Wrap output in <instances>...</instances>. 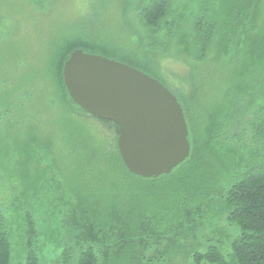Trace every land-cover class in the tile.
Returning a JSON list of instances; mask_svg holds the SVG:
<instances>
[{
	"label": "trees",
	"instance_id": "1",
	"mask_svg": "<svg viewBox=\"0 0 264 264\" xmlns=\"http://www.w3.org/2000/svg\"><path fill=\"white\" fill-rule=\"evenodd\" d=\"M26 2L39 12L53 4ZM119 2L124 26L139 32L130 45L76 25L71 36L49 43L41 76L23 72L17 79L14 67L5 68L0 58V264H47L46 252L50 264H118L124 255L140 257L137 264H169L165 260L180 255L182 241L209 224L207 217L224 220L226 228L207 237L204 251L191 247L188 264H264V0ZM171 47L201 67L211 62L226 75L231 95L212 115L226 119L220 146L239 143L241 157L224 163L193 148L170 174L142 180L124 168L114 124L97 120L114 130L113 145L107 140L88 145L56 137V121L43 119V110L58 103L86 114L71 102L62 82L63 65L73 51L115 60L152 77L155 52L166 55ZM20 78L23 84L13 83ZM201 81L197 77L198 86ZM247 110L252 111L243 116ZM239 119H252L249 129L260 160L243 154L245 131L238 132ZM105 164L121 167L143 183L136 182V195L100 213L91 206L94 194L84 175ZM155 185L167 190L155 196L157 205L140 208L138 193ZM32 188L29 199L26 193ZM116 205L126 208V214L110 213ZM144 224L148 229H141ZM153 240L166 247L158 257H146L145 247Z\"/></svg>",
	"mask_w": 264,
	"mask_h": 264
},
{
	"label": "rangeland",
	"instance_id": "2",
	"mask_svg": "<svg viewBox=\"0 0 264 264\" xmlns=\"http://www.w3.org/2000/svg\"><path fill=\"white\" fill-rule=\"evenodd\" d=\"M120 9L119 0H53L51 7H48L45 12H39L26 0H0V58L5 64L3 66L5 68L14 67L12 76L16 78L23 72L31 77L33 73L41 76L46 64V48L49 43L58 37L71 36L70 29H74L76 25H79L77 28L81 31L87 29L86 33L98 35L101 32L110 39L114 38L113 41L116 43L123 42V44L130 45L135 40V33L138 30L134 26H124ZM188 59L179 54L175 47H171L166 55L157 50L152 65L156 73L153 72L152 77L165 86L182 107L190 148L196 150L202 148L201 153L206 158H209L211 154L224 163L233 161L242 155L240 144L232 142L228 143L227 147H225L227 143L223 147L220 146L221 127L226 119H215L212 115L215 106L225 105L228 96L231 95V89L225 81L226 78L223 79L226 75L221 74L211 62L201 67V64L193 62L192 59H189V62ZM187 61L188 64L185 63ZM216 71L218 74L213 77L211 74ZM197 77L202 80L200 86L196 83ZM211 78L215 82L210 83ZM17 79L13 80V83L23 84L21 78V80ZM242 102L241 107L245 108L248 102L244 99ZM252 110H247L243 116L248 117ZM42 114L43 119L56 121L52 127L53 134L56 137H64L70 143L83 141L85 144L94 145L96 141L107 140L111 141L112 145L114 144L115 132L112 128L103 126L88 114L80 113L70 104L48 105ZM240 120L242 124H239L238 132L245 131L243 145L247 149L243 154L246 157L250 156L251 159L259 157L260 160L261 157L256 150L257 144L251 138L254 135L249 129V124L253 121L252 119ZM232 133V131L228 133L225 136L226 139H230ZM74 169L76 172L79 168ZM89 170L84 175V181L90 187L91 194H94L91 206L100 213H106L110 204L128 200L136 195V182L143 183V179L128 176L121 167H111L105 164L102 167L89 168ZM166 190L167 188L161 185H155L153 189L144 191L145 193L139 192L140 208H146L147 205L152 206L153 202L157 205L158 198L155 196ZM150 191L154 194L153 196L150 195ZM26 195L30 199L33 196V188ZM148 199H150L149 203H147ZM37 203L41 204L39 198ZM109 212L126 214V208L116 205L115 209H109ZM206 219L209 224L198 226L193 237L182 241L180 255L165 260L167 261L165 263L188 264L186 252L191 247H195V250L200 252L204 251L207 237L212 236L215 230L226 228L224 220L212 217ZM141 229L146 230L148 226L144 224ZM165 247L166 243L156 246L153 240L145 247L144 256L152 257L155 254L158 257V252H163ZM44 257L45 262L48 261L47 264H50V254L46 252ZM139 258L136 255L132 257L124 255L118 264H137Z\"/></svg>",
	"mask_w": 264,
	"mask_h": 264
},
{
	"label": "water",
	"instance_id": "3",
	"mask_svg": "<svg viewBox=\"0 0 264 264\" xmlns=\"http://www.w3.org/2000/svg\"><path fill=\"white\" fill-rule=\"evenodd\" d=\"M71 102L117 128L116 148L132 176L170 174L190 154L182 107L156 79L121 62L73 51L62 69Z\"/></svg>",
	"mask_w": 264,
	"mask_h": 264
}]
</instances>
